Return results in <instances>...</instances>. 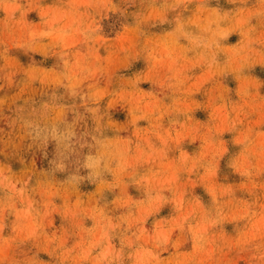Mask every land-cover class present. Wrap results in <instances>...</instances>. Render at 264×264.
Wrapping results in <instances>:
<instances>
[{"label":"rangeland","instance_id":"rangeland-1","mask_svg":"<svg viewBox=\"0 0 264 264\" xmlns=\"http://www.w3.org/2000/svg\"><path fill=\"white\" fill-rule=\"evenodd\" d=\"M0 264H264V0H0Z\"/></svg>","mask_w":264,"mask_h":264}]
</instances>
